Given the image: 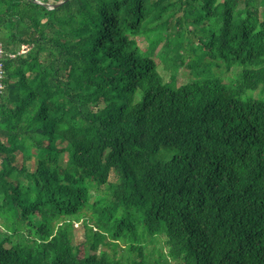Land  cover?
Instances as JSON below:
<instances>
[{"label":"trees","instance_id":"16d2710c","mask_svg":"<svg viewBox=\"0 0 264 264\" xmlns=\"http://www.w3.org/2000/svg\"><path fill=\"white\" fill-rule=\"evenodd\" d=\"M64 1L0 0V264H264V0Z\"/></svg>","mask_w":264,"mask_h":264},{"label":"rangeland","instance_id":"374dc122","mask_svg":"<svg viewBox=\"0 0 264 264\" xmlns=\"http://www.w3.org/2000/svg\"><path fill=\"white\" fill-rule=\"evenodd\" d=\"M145 45V43H144ZM160 60V58H159ZM161 64V70L163 71L164 73V77H165V80L166 81H170L172 79V75H173V71L171 70H168L166 69L164 66V63L161 61L160 62ZM241 71V68H239L238 66H234L232 69H229L227 65H225V69L222 71V72H218L216 71V73H218L222 78H226L228 79L229 81H231L232 79H238L240 78V74L238 76V72ZM176 75H177V79H178V84L181 85V84H184V83H187V82H191L193 80V76H190L188 71L186 69H181L180 71H177L176 72ZM264 97V93H263V89H259L257 91H249L246 95H244V99H249V98H252V99H260V98H263ZM29 166L31 169H33L34 167V162H30L29 163ZM115 175L113 174L112 175V180H116L115 179ZM37 225L34 227L35 230H37V227H38V224L40 222H37ZM74 231L76 232V235L78 237V239L80 240H86L87 239V228L83 225L82 222H76L74 224ZM2 233H3V237L5 238L7 236V233L3 231L2 229ZM163 244L164 242L162 241V239H159V242L157 243L158 247L161 248L163 247ZM151 247L153 248V245H151ZM164 249H166L168 251V248L165 247ZM126 260V259H125ZM174 264H177L176 262Z\"/></svg>","mask_w":264,"mask_h":264},{"label":"built area","instance_id":"2783aa9c","mask_svg":"<svg viewBox=\"0 0 264 264\" xmlns=\"http://www.w3.org/2000/svg\"><path fill=\"white\" fill-rule=\"evenodd\" d=\"M26 51H27V46L24 45L22 52H26ZM8 56L14 57L15 54H10ZM6 60H7V53L4 42L0 35V97L5 92Z\"/></svg>","mask_w":264,"mask_h":264},{"label":"water","instance_id":"95a60500","mask_svg":"<svg viewBox=\"0 0 264 264\" xmlns=\"http://www.w3.org/2000/svg\"><path fill=\"white\" fill-rule=\"evenodd\" d=\"M68 1H69V0L64 1V2H61V3H58V4H54V5L51 6V8L59 7V6H61V5H64V4L67 3Z\"/></svg>","mask_w":264,"mask_h":264}]
</instances>
